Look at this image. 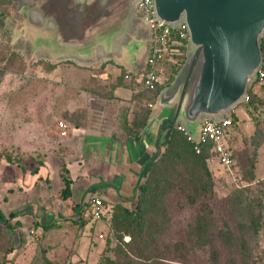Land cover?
<instances>
[{"label": "rangeland", "instance_id": "rangeland-1", "mask_svg": "<svg viewBox=\"0 0 264 264\" xmlns=\"http://www.w3.org/2000/svg\"><path fill=\"white\" fill-rule=\"evenodd\" d=\"M1 12L0 158L10 156L22 169L49 161L56 173L68 177V162L77 158L71 157L75 129L114 133L123 139L126 133L143 128L149 116L145 101L138 98L129 105L123 100L124 84L116 69L107 66L98 73L90 62L76 64L52 54L48 47L41 48L45 31L51 33L54 26L32 8L30 0H0ZM124 50L126 54L119 59L130 64L135 58L143 59L146 46L132 40ZM252 93L256 105L252 111L247 112L241 103L234 108L238 119L231 129L230 146L235 180L208 161L211 177L203 181L204 192L189 183L187 190L168 197L164 217L151 214L144 220L152 229H166L156 239L157 254L164 264H264V82L252 84ZM60 123L66 125V135L61 134ZM4 160L1 164L11 180L0 169V191L3 184L11 190L7 197L0 193L1 204L42 194L41 172L19 177L17 168H9ZM49 178L55 181L56 176ZM48 187L55 192L58 186ZM233 193H241L242 202H227ZM118 204L134 208L132 202ZM204 206L209 210H203ZM103 209L97 228H89L91 220L83 218L57 220L46 227L33 219L21 223L8 219L7 209L1 210L0 264H42L44 258L58 264H109L108 259L124 258L125 243L139 225L118 211L117 203L105 200ZM205 221L213 230L202 245L188 237L187 230ZM225 227L241 235L243 245L236 241L238 251L244 250L241 255L229 254L219 234Z\"/></svg>", "mask_w": 264, "mask_h": 264}, {"label": "water", "instance_id": "water-1", "mask_svg": "<svg viewBox=\"0 0 264 264\" xmlns=\"http://www.w3.org/2000/svg\"><path fill=\"white\" fill-rule=\"evenodd\" d=\"M135 1L30 0L54 26L40 47L63 58H92L132 40L140 44L144 26L132 17ZM153 7L165 24L186 23L189 49L151 111L155 151L141 173L177 123L195 134L202 117H223L241 103L262 64L264 0H153Z\"/></svg>", "mask_w": 264, "mask_h": 264}, {"label": "crops", "instance_id": "crops-1", "mask_svg": "<svg viewBox=\"0 0 264 264\" xmlns=\"http://www.w3.org/2000/svg\"><path fill=\"white\" fill-rule=\"evenodd\" d=\"M140 37L142 39L140 43H145L146 51L142 60L135 58V61L130 64L120 61L119 58L126 53H124V48L117 46L112 52H98L92 56V58L73 57L64 59L75 60L76 64L80 65H84V62H90L92 66H96L95 72L98 73L107 66L116 69L124 84V88L122 89L124 97L122 98L130 105L135 102V99L140 98L146 100L148 97L147 95V97L143 95H134L131 90L132 87L122 76L124 68L132 69L133 71H140L143 69L144 58L148 53L149 45L144 31H142ZM188 49L189 45H187L184 53L183 62L186 59ZM175 69V66L169 67L167 73L170 72V74L164 75L160 86V92L173 81L176 75L175 72L173 73ZM159 93L154 99L155 103ZM148 110L149 116L143 128L135 134L126 133V137L123 139L118 138L114 133L105 134L97 130H87L90 131L88 133L83 129L81 131H79L80 129H75L73 131V136H75L76 140H74L71 147L73 150V155H71V157L77 156V158L68 162L67 168L69 170V176L67 178L71 180V195L67 199H63L60 193L63 188L62 176L56 173L51 162L43 161V164L38 167L30 166V168L22 169V164H11L3 158H0V169L7 180V169L5 168V164H1L2 160H4L9 168L10 166L17 168L19 177L27 175L28 172L32 173L33 171H37V173H42L39 178L44 180L41 185L43 186V192H40L42 194L38 195L37 192L25 198L10 199L6 204H1L0 201V211L7 209L8 219L14 218L21 223L28 219H33L40 222L41 226L46 227L54 223V221L75 219L78 218L79 215H81L86 222L87 220H91L84 214L83 205L87 208L88 201L92 196L100 197L103 202L105 200H110V202L113 203H118L119 201H125L127 203L132 202V206L134 207L138 187L141 185L149 165H146L143 173H141L142 168L155 151V126H149L150 114L153 109ZM78 139L80 141L77 144ZM160 143L161 149L165 145L164 138L161 139ZM71 172L74 173L73 179L70 178ZM50 173L56 176L55 181L49 178L51 176ZM11 177H15L13 170H11ZM49 184L58 186L57 191H52L53 189L48 187ZM75 184H77L76 188L74 187ZM7 186L8 185L3 184L1 188L0 193L2 198L4 197L3 195L7 197V193L11 190ZM100 220H91V222H89L91 224L89 228H94L95 226L97 228V224Z\"/></svg>", "mask_w": 264, "mask_h": 264}, {"label": "trees", "instance_id": "trees-1", "mask_svg": "<svg viewBox=\"0 0 264 264\" xmlns=\"http://www.w3.org/2000/svg\"><path fill=\"white\" fill-rule=\"evenodd\" d=\"M3 12L0 13V15ZM259 46L262 55L261 69L264 71V32L259 39ZM181 65L175 69V73L178 72ZM263 84V82L253 81L252 84ZM252 84L247 90L249 100L244 103L245 110L247 112L252 111L256 105H254V95L252 93ZM160 92V86L156 89L153 96H148V99L154 100L156 95ZM234 125L237 123V116L233 114ZM147 121V116H146ZM146 121L144 125L146 124ZM232 129V128H231ZM230 133L228 134V140L230 144ZM208 146L203 147L200 153H195L189 142L185 137L176 130L175 126L172 128L168 139L158 155L151 161L146 169L145 177L138 187L136 194V203L133 209L127 207H120L117 203V210L122 212L123 215L130 219V222H135L139 225V229L136 234H130V239L125 243L123 249L124 258L118 260L108 259L109 264H164L160 260V256L157 254V237L164 233L166 229H152L150 225L144 224V220L151 216V214L165 216L167 214L166 201L173 193L177 191H185L189 187V183L195 185V190L198 192L203 191V181L210 179V172L207 167L209 158ZM6 161L11 164L20 165L21 163L14 160L10 156L5 157ZM63 188L60 193L63 199H67L71 195L70 185L71 180L62 176ZM240 192V191H237ZM231 200L232 204L242 202L241 193H233ZM104 208V202H103ZM208 209L206 206L203 210ZM209 210V209H208ZM116 212V211H115ZM117 216V215H115ZM119 216V214H118ZM82 218L81 215L78 217ZM4 217L0 214V220ZM194 223H196L194 221ZM9 227V225H6ZM145 227V228H144ZM192 229L187 230L188 237L195 239L200 244L204 245L209 241V235L212 234L213 229H208V223L205 221L202 224L197 223L193 225ZM240 231L242 229H239ZM243 230H255V229H243ZM219 234L223 243L229 250L230 255H241L244 250L238 251V244L243 245L242 237L232 233L231 229L225 227V229H219ZM237 241V242H236ZM234 249V251L232 250ZM42 264H58L47 258L43 259Z\"/></svg>", "mask_w": 264, "mask_h": 264}, {"label": "built area", "instance_id": "built-area-1", "mask_svg": "<svg viewBox=\"0 0 264 264\" xmlns=\"http://www.w3.org/2000/svg\"><path fill=\"white\" fill-rule=\"evenodd\" d=\"M132 16L140 21L144 26L149 49L144 58V66L140 71L123 69V79L132 87V92L136 96H153L156 89L161 86L165 74L169 67L177 68L183 63L189 34L186 23L181 20L177 25L171 26L158 20L154 13L153 0H136L133 4ZM169 66V67H168ZM261 67V66H260ZM264 82V71L257 70L254 81ZM146 96V97H147ZM146 99V98H145ZM155 99V98H154ZM249 100L246 93L241 104ZM145 106L152 110L155 101L146 99ZM240 104V103H239ZM234 108L223 117L210 118L202 117L198 130L191 134L182 123H177L175 128L190 143L195 153H200L203 147L208 146L209 158L214 164L220 166L229 178L235 180L234 159L228 134L234 126ZM63 129L62 135H66V125L59 124ZM86 217L96 221L103 216V201L100 197L92 196L88 201V207L84 209ZM102 239L103 235L98 234Z\"/></svg>", "mask_w": 264, "mask_h": 264}, {"label": "flooded vegetation", "instance_id": "flooded-vegetation-1", "mask_svg": "<svg viewBox=\"0 0 264 264\" xmlns=\"http://www.w3.org/2000/svg\"><path fill=\"white\" fill-rule=\"evenodd\" d=\"M84 209H85V206L83 205V211H84Z\"/></svg>", "mask_w": 264, "mask_h": 264}]
</instances>
